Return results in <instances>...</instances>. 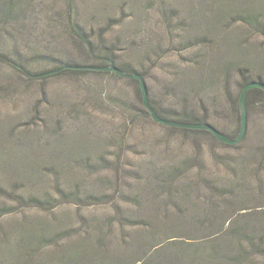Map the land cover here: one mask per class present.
<instances>
[{"label": "rangeland", "instance_id": "374dc122", "mask_svg": "<svg viewBox=\"0 0 264 264\" xmlns=\"http://www.w3.org/2000/svg\"><path fill=\"white\" fill-rule=\"evenodd\" d=\"M87 41L235 137L264 82V0H0V264H264L262 95L229 146L128 77L37 76L98 62Z\"/></svg>", "mask_w": 264, "mask_h": 264}, {"label": "trees", "instance_id": "16d2710c", "mask_svg": "<svg viewBox=\"0 0 264 264\" xmlns=\"http://www.w3.org/2000/svg\"><path fill=\"white\" fill-rule=\"evenodd\" d=\"M75 31H77L78 32V34L79 35H81L82 37H84V32L77 26V25H70ZM88 43H87V45H88V47H89V50H90V52L93 54V48H91V42H89V41H87ZM94 55V57L96 58V59H98V62H95V63H83V62H70V61H66V62H63V63H61L59 66H57V68L56 69H54L53 71V73H56V72H59V73H64V72H90V71H96V72H99V73H103V72H112V73H115V74H117V75H119L118 73H116V72H114V71H104V70H95V69H88V68H82V66H85V65H98V66H102V65H109L110 63H109V60H108V58H112L113 59V55H112V53L111 52H109V53H106V54H104V55H95V54H93ZM0 60L1 61H5V62H11V60L7 57V55H4V54H2V53H0ZM114 60V59H113ZM14 64V66L16 67V68H18L20 71H23V72H25V73H28L29 74V72L30 71H28V70H26V69H23L22 67H21V65L19 66V65H17L16 63H13ZM122 69H124L127 73H134V72H137V71H135V70H133V69H130V68H127V67H123ZM50 72V71H49ZM140 73V72H139ZM31 74V73H30ZM142 74V73H141ZM143 75V74H142ZM37 76H39V77H43V76H46V75H42V74H40V75H37ZM119 76H122V75H119ZM122 77H128V78H130L133 82H135V83H137L138 84V87H139V90H140V93H141V88H140V81H139V79H137V78H133V77H129V76H122ZM143 77H144V75H143ZM261 78V76H259V77H257V78H255L254 80H256V81H262V79H260ZM251 80V78L250 77H247V76H244L243 77V81H242V85H241V88L243 89V87L246 85V84H248L249 83V81ZM147 91H148V89H147ZM242 91V90H241ZM254 93H258V94H260V95H262V97H263V99H264V89H262V88H260V87H254V88H252V89H250L249 91H248V93H247V105H248V114H250V111H251V108H252V103H253V101H252V99H251V97H252V94H254ZM240 94H241V92H240ZM148 95H149V93H148ZM141 100H142V103H143V112L146 114V115H148V116H150V117H152L151 116V113H150V111L145 107V105H144V102H143V98H142V93H141ZM239 98H240V95L238 96V101H237V107L239 108V111H240V128H241V110H240V102H239ZM149 100H150V103H151V105L157 110V112L162 116V117H164V118H169V119H175V120H180V121H199V122H208V123H210L209 121H208V117L206 116V115H199L198 114V111H196V109H189V111H185V113L184 114H182V115H180V116H178V118H173L172 116H170V115H168V113H166V112H164L163 110H162V108H160L152 99H151V97L149 96ZM187 110V109H186ZM153 118V117H152ZM154 119V118H153ZM156 121V120H155ZM159 123H161V124H164V125H168V126H170V127H176V128H183V127H177V126H173V125H169V124H165V123H162V122H159ZM213 125V124H212ZM185 131H191V132H193V133H196V134H206V135H209V136H211L212 138H214V139H217V137L210 131V130H207V129H192V128H183ZM222 131L224 132V133H226V134H228L229 136H231V137H235L234 135H232V134H229V133H227V132H225V130L224 129H222ZM237 136V135H236ZM243 139H244V137H243ZM242 139V140H243ZM218 140V139H217ZM241 140V141H242ZM218 141H220V140H218ZM240 141V142H241ZM220 142H222V141H220ZM222 143H224V144H226V145H229V146H236L238 143H236V144H228V143H225V142H222ZM249 243L250 244H253V240H251V241H249Z\"/></svg>", "mask_w": 264, "mask_h": 264}, {"label": "water", "instance_id": "95a60500", "mask_svg": "<svg viewBox=\"0 0 264 264\" xmlns=\"http://www.w3.org/2000/svg\"><path fill=\"white\" fill-rule=\"evenodd\" d=\"M108 60L110 63L109 65H102V66L85 65V66H82V68L104 70V71H114V72H116L122 76H129V77L139 79L144 105L150 111L151 116L154 118V120H156L157 122H162V123L177 126V127L192 128V129H207V130H210L217 137L218 140L225 142V143H228V144H236V143L240 142L243 139V137L245 136V133L247 131L248 117H249L248 105H247V93H248V91L254 87H260V88L264 89V82L263 81H252L243 87L241 94H240V98H239L240 110H241V128H240V132L237 135V137L233 138V137L229 136L228 134L224 133L223 131H221L220 129H218L216 126H214L208 122L180 121V120L162 117L150 103L149 95H148V91H147V86H146V81H145V78L143 77V75L139 72L127 73L124 69L118 67L114 63V60L112 58H108ZM53 72L54 71L42 73V75L53 73Z\"/></svg>", "mask_w": 264, "mask_h": 264}]
</instances>
